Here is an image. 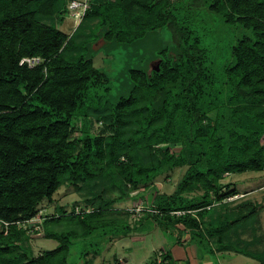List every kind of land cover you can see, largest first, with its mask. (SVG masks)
<instances>
[{
    "label": "trees",
    "instance_id": "obj_1",
    "mask_svg": "<svg viewBox=\"0 0 264 264\" xmlns=\"http://www.w3.org/2000/svg\"><path fill=\"white\" fill-rule=\"evenodd\" d=\"M87 1L66 34L64 0H0V264H88L133 228L112 204L181 166L144 217L264 264L250 241L223 240L258 217L247 199L228 207L237 191L220 181L264 170V0ZM63 183L85 186L78 212L26 225ZM38 224L56 245L33 254Z\"/></svg>",
    "mask_w": 264,
    "mask_h": 264
},
{
    "label": "rangeland",
    "instance_id": "obj_2",
    "mask_svg": "<svg viewBox=\"0 0 264 264\" xmlns=\"http://www.w3.org/2000/svg\"><path fill=\"white\" fill-rule=\"evenodd\" d=\"M64 1L66 5L69 0ZM76 22L77 19L68 15L66 11L58 28L70 34ZM102 57L101 52L96 53L92 57V65L100 66ZM78 125V122L74 121L70 130L71 137L77 135ZM106 128L103 121L92 119L91 130L93 132ZM78 147L79 144H76V148ZM184 168L185 166L174 167L163 172L147 186L134 190L129 199L113 203L112 208L125 214L127 222L133 228L125 237L113 238L98 255L88 254L86 257L90 260L88 264H147L149 261L164 264L161 256L167 250L172 258L168 264H257L256 259L236 251H215L209 240L195 242L193 239L190 242L188 229H183L180 223L176 224L181 229L179 234V231L170 225L157 223L153 219L144 217L145 211L152 208L150 206L152 196L155 193H171ZM220 181L230 183L229 187L233 186L237 191L233 198L225 199L228 201V207H232L241 199H247L257 205L258 217L255 221L245 220L238 227L230 226L225 229L222 232L223 240L239 239L238 244L240 245L244 241H250L247 245L248 249L255 252L264 251V170L223 174ZM200 193V189H195L186 195L194 196ZM105 194L109 197L114 195L113 192L108 191ZM87 196L89 194L84 185L63 183L52 193L49 201L43 200L38 205V211L33 220L39 221L42 215H60L61 209L64 213H69L71 207L78 212L79 206L84 202V197ZM23 244L27 245L33 254H38L44 249L53 248L56 241L44 238L43 231L38 224L35 232H28V238Z\"/></svg>",
    "mask_w": 264,
    "mask_h": 264
},
{
    "label": "built area",
    "instance_id": "obj_3",
    "mask_svg": "<svg viewBox=\"0 0 264 264\" xmlns=\"http://www.w3.org/2000/svg\"><path fill=\"white\" fill-rule=\"evenodd\" d=\"M89 4L87 0H69L67 2L66 5V9H67V13L68 15H70L71 17L77 19L76 25L77 23L80 21L82 15L84 14L85 10L88 8ZM38 61L37 57H22L19 60V63L21 62H26L28 66H32L33 64H35ZM232 197H228V198H233ZM34 218L29 219L27 222L33 220ZM6 222H3V227L4 229L6 228Z\"/></svg>",
    "mask_w": 264,
    "mask_h": 264
},
{
    "label": "crops",
    "instance_id": "obj_4",
    "mask_svg": "<svg viewBox=\"0 0 264 264\" xmlns=\"http://www.w3.org/2000/svg\"><path fill=\"white\" fill-rule=\"evenodd\" d=\"M170 259H172L171 257H170ZM169 262V261H168ZM168 262L166 263V264H168Z\"/></svg>",
    "mask_w": 264,
    "mask_h": 264
}]
</instances>
